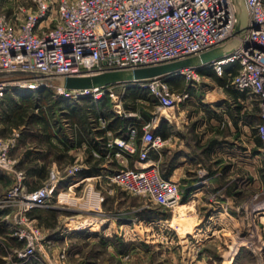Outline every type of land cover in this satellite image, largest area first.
Listing matches in <instances>:
<instances>
[{"label":"built area","instance_id":"1","mask_svg":"<svg viewBox=\"0 0 264 264\" xmlns=\"http://www.w3.org/2000/svg\"><path fill=\"white\" fill-rule=\"evenodd\" d=\"M19 6L14 16L0 7V98L7 92L37 90L46 87L50 79L82 76L108 70L131 69L184 59L218 46L231 39L238 46L221 58L203 65L180 69L177 73L187 81L198 82L204 68H211L218 77H226L232 89L245 92L246 100L258 107L257 135L262 140L258 148L264 164V0H244L248 24L235 35L237 13L234 0H31ZM236 64L237 68H231ZM227 68V69H226ZM21 72L23 74H12ZM147 89L157 99L159 107H173L187 94L173 93L165 77H152L132 82ZM102 94L117 101L111 87L71 90L62 85L60 97H91ZM104 124L102 117L97 118ZM136 128L128 127L127 139L115 138L117 145L129 152L135 147ZM15 138L0 136V168L14 172L18 184L9 190L4 202H14L27 227L19 236L27 242L19 253L23 259L33 256L35 246L49 243L40 227L26 217L32 207L46 206L56 187L51 173L49 180L33 190H27L22 171L15 170V159L8 156ZM139 158L133 167L115 169L109 180L132 195L150 202L174 207L180 197L177 181L163 178L149 152L160 148L162 140L147 125L140 137ZM264 208V205L262 206Z\"/></svg>","mask_w":264,"mask_h":264},{"label":"rangeland","instance_id":"2","mask_svg":"<svg viewBox=\"0 0 264 264\" xmlns=\"http://www.w3.org/2000/svg\"><path fill=\"white\" fill-rule=\"evenodd\" d=\"M31 3V0H0V7L7 15L14 16L19 6ZM206 71L212 72V69L204 68L200 73ZM183 78L190 85V81L185 76ZM61 85L60 79L46 82V87L55 95L59 93ZM123 87L118 86L113 90L119 92ZM233 92L234 89L225 84L219 85L211 77H201L198 82H192L188 87L191 99L187 106L194 110L193 122L201 125L206 118L207 123H213L230 108L233 113L240 102L243 106H249L250 100L247 102L242 97H233ZM103 96L105 94L99 98ZM109 98L111 102L113 98ZM4 126L0 118V136L7 140L15 138L13 145L9 146L8 156L16 159L25 145L22 140L19 141L17 129L6 130ZM219 126L217 138L226 140L232 152L226 157L217 154L215 159L201 165L192 164V171L188 175L191 176L193 172L195 176L190 179L186 175L185 182L180 183V197L174 207L154 204L144 196L123 191L109 179L100 180L106 204L111 199L107 195L109 186L106 181L113 184L111 190L125 196L117 213L119 216L129 213L131 226L113 224L99 238L91 236L86 230L74 234L68 242L69 248L59 249L58 255L54 253L57 244L41 230L46 235L44 238H50L51 241L36 245L33 256L27 260L35 259L39 264H264V208L257 209L264 205V164L258 150L261 145L255 144L252 129H247L242 123L233 128L231 136L228 135V129L225 132L224 126ZM225 133L227 136H224ZM156 150L159 153L160 148ZM158 157L155 164L160 172L162 157ZM13 169L21 171L17 161ZM62 170L74 175L79 165H63ZM18 181L16 173L5 172L0 168V195L6 197ZM96 185L99 187V181ZM75 192L77 198L73 195L71 197L75 200H69L73 202L70 203L73 208L85 200L86 187L78 186ZM1 202L5 204L4 200ZM188 202L193 207L184 210V220L173 219L172 214L178 205ZM6 203L10 206L0 207V210H8L9 219L15 221L11 229L16 238L13 241H19L21 245L12 242L7 255L0 259V264H22L26 259L21 258L19 253L25 249L27 242L19 233L27 224L22 220L18 204ZM78 213L75 218L80 220L83 217ZM0 218H3L2 214Z\"/></svg>","mask_w":264,"mask_h":264},{"label":"crops","instance_id":"3","mask_svg":"<svg viewBox=\"0 0 264 264\" xmlns=\"http://www.w3.org/2000/svg\"><path fill=\"white\" fill-rule=\"evenodd\" d=\"M210 73L212 72H203L202 76L211 77ZM165 80L173 93H186L187 96L173 107L159 109L157 99L153 95L156 103L149 110L152 117L149 122L142 125V132L143 126L147 125L155 134L160 136L162 140L160 151L158 153L156 149L150 150L149 160L156 163L160 155L162 157L161 176L175 180L180 185L181 182H185L186 175L190 179L192 176H195L193 172L191 176L188 175L189 171H192L190 169L192 164L201 165L206 161L210 162L217 154L226 157L229 152H232V147H227L226 140L220 141L217 138L220 124L224 126L225 132L228 129L229 136L233 134V128L241 123L247 129L250 126L241 118L234 125L232 108L222 116H218L217 120L213 123H207L206 118H204L201 125L198 124L199 122H193L195 116L194 110L188 109L187 106L191 99V96L188 94V87L190 85L179 74L168 75L165 77ZM109 86L113 93L119 96L120 106H117V101L112 99L109 115L104 118L102 114H98L94 119L95 124L92 133L89 136L81 133L82 141L79 144L74 142V129L68 122L63 123L64 142L59 141L55 129L53 130L54 135L49 137V143L45 141L40 130L33 131L32 135L27 134L23 140L19 139V141H23L22 144L25 146L23 152L15 160L17 161L18 168L23 173L24 187L27 190L38 188L49 180L51 173H54L57 179L56 187L48 200V204L46 206L32 207L26 213L27 217L33 220L36 225H39L41 230L57 244V248L54 251L57 255L59 249L69 248L68 242L71 241L74 234L78 235L86 230L91 236L99 238L113 224L131 226L130 222L132 218H130L129 213H125L122 216H119L117 213V208L125 196L111 190L110 186H113V184L106 181L109 186L107 188V195H110L109 197L111 198L109 204H106L105 191L100 185V180L109 179V175L115 169L133 167L139 158L140 137L142 133L140 136H137V128L134 124H128L126 127L116 124L118 120H125L127 118L138 119L140 117L136 111L124 105L125 95L133 86L137 85L132 82H120ZM118 86L124 87L119 92H114L113 89ZM105 96L109 98L108 95ZM241 97L246 98V96H238L237 98ZM246 101L248 102V100ZM113 102L114 104L112 105ZM239 105V114L252 108V103L249 106H243L240 102ZM99 116L105 120L104 124L98 122L97 118ZM108 124L110 127H106ZM130 125H134L136 128L135 139L133 141L135 150L129 152L117 145L109 146V143L113 142L115 138L127 139L128 127ZM200 129L203 130L198 132ZM18 134H20V130H18ZM224 136H227V134L225 133ZM90 143H100L101 146L100 144L98 146L101 150L91 149L89 151L88 147ZM58 149H62L63 153L61 156ZM44 163H46V166L42 172V165ZM94 163H96V171L85 172L91 170ZM63 165L69 167L79 165V170L74 175H69L63 172ZM29 167L33 169L28 171ZM98 181L99 187L96 185ZM81 185L86 187L85 200L80 202L77 208H73L70 204L73 202L69 200H75L71 197L73 195L77 198L75 190ZM4 198V195H0V204ZM4 206L8 207L10 205H7V203L0 205L1 209ZM6 211L0 210V215L2 214L3 217L0 218V259L4 258V255H7L12 242H15L17 246L21 245V242L13 241L16 238L11 229L15 221L9 219V212ZM78 211V215L83 217L80 220L75 218ZM50 212L54 214V217L51 216ZM22 262V264H39L35 259H26Z\"/></svg>","mask_w":264,"mask_h":264},{"label":"trees","instance_id":"4","mask_svg":"<svg viewBox=\"0 0 264 264\" xmlns=\"http://www.w3.org/2000/svg\"><path fill=\"white\" fill-rule=\"evenodd\" d=\"M231 68L235 70L237 65L232 64ZM210 75L219 85L227 84L225 76L218 77L214 72L210 73ZM238 96L244 97L246 95L245 92L234 89L233 97L237 98ZM125 101L124 105L136 111L140 117L138 119L127 118L125 120H118L116 124L121 127L134 124L137 128V136H140L142 133V125L151 120L152 114L149 110L156 103V99H154L153 94L147 89L133 86L125 95ZM110 106L111 103L107 96H103L97 100H93L91 97L62 98L55 95L48 87H41L37 90L28 89L21 92H7L4 94L0 98V118L6 125L3 129L20 130V139L23 140L27 134L32 135L33 131L40 130L47 143H49V137L54 135V129L59 141L64 142L65 134L63 132V123L68 122L74 129V142L79 144L82 141L81 133L89 136L95 124V117L98 114H102L104 118L107 117ZM239 107V104L236 105L232 113L234 125L241 118L252 129L255 144L258 146L262 145V140L257 135L256 128L254 127L259 117L256 102L253 100L252 108L245 110L242 114H239ZM113 123L115 122L113 121ZM106 127H110L109 124ZM98 144L100 143H90L88 150L97 149L100 151L101 149H99ZM58 150L61 156L63 153L62 149ZM253 151H255V148ZM45 166L46 163L42 165V172L45 170ZM95 168L96 163L92 165L91 170L85 172H94L96 171ZM32 169V167H29L28 171ZM51 216L54 217V214L51 213Z\"/></svg>","mask_w":264,"mask_h":264},{"label":"water","instance_id":"5","mask_svg":"<svg viewBox=\"0 0 264 264\" xmlns=\"http://www.w3.org/2000/svg\"><path fill=\"white\" fill-rule=\"evenodd\" d=\"M237 13V22L234 34L237 35L246 30L248 24V13L244 0H234ZM242 12H241V9ZM239 44L236 39H231L218 46L200 52L197 55L184 59L173 60L165 63L135 67L131 69L108 70L91 75L65 76L61 79L65 89L78 90L94 87L108 86L120 82H135L152 77H166L177 73L180 69L195 65H203L215 59L231 53ZM10 73H0V76ZM12 74H23L15 72Z\"/></svg>","mask_w":264,"mask_h":264},{"label":"bare ground","instance_id":"6","mask_svg":"<svg viewBox=\"0 0 264 264\" xmlns=\"http://www.w3.org/2000/svg\"><path fill=\"white\" fill-rule=\"evenodd\" d=\"M63 195V194H62ZM61 197V196H60ZM72 201V200H71ZM190 207H193L192 206V204L190 203V202H188V203H185V204H182V205H178V209H176V211L175 212H173V214H172V218L173 219H175V220H184V218H185V212H184V210L186 209V208H190ZM63 208V207H62ZM81 208V207H80ZM259 208H262V207H258L257 209H259ZM256 209V208H255ZM263 209V208H262ZM79 210V209H78ZM81 210V209H80ZM260 212H262L261 210H259Z\"/></svg>","mask_w":264,"mask_h":264}]
</instances>
